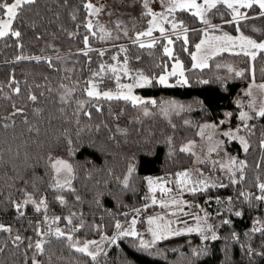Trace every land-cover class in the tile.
<instances>
[{"label":"trees","instance_id":"obj_1","mask_svg":"<svg viewBox=\"0 0 264 264\" xmlns=\"http://www.w3.org/2000/svg\"><path fill=\"white\" fill-rule=\"evenodd\" d=\"M85 4L87 0H36L23 6L13 20L11 28L20 31V37L0 38V224L11 228L0 231V264H32L34 255L40 264H264V200L256 199L264 195L257 187L264 183V117L248 121L244 128L247 151L236 141L228 145L246 165L237 174V183L228 180L223 187L208 189L210 196H231L234 207L227 214L229 223H220L217 239L200 242V236L192 234L191 243L170 252L161 249L164 241L141 249L138 237L121 236L93 261L70 247L66 238L48 235L44 252L36 253V226L44 211L60 217L58 222L65 226L70 217L81 239L95 237L101 230L113 233L117 221L127 220V210L141 203L145 177L164 178L167 186L176 185L177 173L192 163V154L181 151V145L197 137L204 120H217L225 112L232 113L234 120L235 98L242 84L251 78L264 83V52H258L254 60L242 52H222L209 57L205 67L193 68L191 53L202 37L201 21L191 10H177L173 19L183 21L187 43L173 36L171 58L164 51L163 37L151 47L124 40V57L131 69L151 78L169 68L172 60H180L188 84L164 86L153 80L152 85L136 90L156 100L174 98L183 108L165 116L151 105L150 115L145 116L130 101L89 97L86 89L91 79L101 90L114 87L105 67L118 50L116 45H105L100 55L102 44L86 27ZM207 15L219 23L214 31L235 34L239 28L244 35L264 38V28L252 27V23H264V17L226 23L232 14L225 6ZM36 53H42L40 60L30 57ZM239 60L244 62L243 75L226 74L223 64ZM31 95L37 99L30 100ZM53 154L71 161L73 177L67 188L50 183L48 160ZM130 165L135 171L125 187L122 181ZM29 194L37 203L43 198L47 208L37 211L33 203L24 204L21 216L14 202L23 203ZM237 211L240 216L235 215ZM255 220L260 221L262 231H252ZM15 235L22 239L15 241Z\"/></svg>","mask_w":264,"mask_h":264},{"label":"rangeland","instance_id":"obj_2","mask_svg":"<svg viewBox=\"0 0 264 264\" xmlns=\"http://www.w3.org/2000/svg\"><path fill=\"white\" fill-rule=\"evenodd\" d=\"M12 2L13 1H11L10 3ZM202 2L203 0H197V3H202ZM87 3L93 4L96 8H101L102 6L101 11L96 14H90V10H88V15L86 19V24H88L89 22H91L92 24L91 33L97 34L102 44V46H99L100 47L99 50L102 51L106 46H111L113 44L117 46L115 47L118 50L117 53L122 54L121 58L118 57V54H113V57L115 56L116 59L114 60L112 57L113 60L111 61V63L107 64L105 67L107 69L106 71L114 79L115 84L113 88L101 90L97 86L95 80L93 79L89 80L92 82L93 85H95V90L101 93L105 91H110L116 94L121 90L126 92L127 91L126 89H118V84L119 85L135 84L136 83L135 78L138 76V73H141L139 71H135L131 69L128 63L125 65L126 59L124 57V50H125L124 40H129V41L137 42L139 44L149 45L154 43V41H156L157 38L163 37L167 47L170 50H172L171 49L172 43L169 44L168 39L169 38L172 39L173 36H180L184 38L186 34L184 27H178L176 29L172 28L171 24L173 22H178V21H175L173 19V13H168L166 11V9L169 7V0H148L149 8H151L153 12L158 14L156 25L152 26L153 30L150 36L148 35L138 36V33L146 32L148 30V28L150 27L149 21L152 19V16L144 14L146 12V9L143 6L144 0H87ZM191 11L194 12L195 9H192ZM240 11L242 14H246L248 17H254L259 15L260 9L256 11L247 12L241 8ZM164 17H167L168 19H164ZM205 18L209 21V23L206 24L202 22L201 19L199 18L201 21L202 37L197 44H199L202 39H208L209 37H219L222 36L224 33H228L233 37H237L243 34L241 32L233 34L226 30L214 31L213 28L215 27L212 26H219V23L212 21L207 15V13ZM0 19H7V17L2 15L0 16ZM232 19L233 17L231 16V20ZM160 27H163L165 29V33L163 35L159 31ZM252 27L256 30H261L264 28V23H260V22L252 23ZM120 39L123 40L119 41ZM256 40L262 41L264 40V38L256 39ZM222 43H223L222 41L211 42L212 45H220ZM122 48L124 49L123 51ZM214 51L216 52V54L222 52H235V53L241 52L238 47L232 48L229 51H217L215 47H212L209 44H205L202 46V48L199 51L195 48L193 53H197L198 61L201 58L206 57V59L204 60V63L206 65L208 63L209 57L214 55L213 54ZM41 55L42 53H36L30 57H40ZM176 61L177 59L172 60L170 67L167 68L163 73L158 75L156 78L171 72L173 65L176 64ZM179 62L182 65L180 60ZM194 62L196 61H193V63ZM223 65L225 67L226 74H236L237 72L242 71V69L244 68V62H241V60H239L236 63L225 62ZM125 66L129 70L127 75H125L124 72L122 71V69ZM112 67H115L117 69V72L113 73L110 70ZM117 77H119V79H117ZM180 78L181 77H179V75L175 77H169L168 84L169 85H172L174 83L177 84L176 81ZM261 84L264 83L251 78L249 81H247L246 83L240 86L239 92L237 93L235 98V103L238 105V112L234 120L231 119V116L230 117L225 116V113H230V112H225L217 120H204L198 126L197 137L190 139L181 145V148H183L184 146L188 145L190 141L192 142V151L190 152L192 154V163L188 168H186V170H189L191 172L190 178L193 181L206 180L210 185L209 187L220 188L223 187L224 183H226L228 180L231 182L233 179L238 180L237 174L241 171L239 161H242V159H240V157L235 153H232L228 148V145L230 142L236 141L237 143H239L242 151H244V148L238 139H230L228 136L223 135V133L231 130L237 136H243L246 139L244 135L245 125L239 119V114L243 110L248 112L249 115L253 117L252 119L256 118L253 109L249 108V103L255 101L254 107L255 109L258 110L261 101H264V90H261L258 87V85ZM250 85H252L251 89L249 88ZM89 87L90 84L88 82L87 89ZM137 88L139 87L132 88L133 95L139 96L145 101H148L149 99H154V98H147L142 96L140 93L137 92L136 90ZM248 91H251L252 93L250 96L246 94ZM98 98H104V97L100 96ZM156 102L157 103L155 105L151 103H145L144 105L139 106V108L143 111L145 108L149 110L151 108L150 106L153 105L156 106L157 110L163 115H165V111H166L168 116L175 111H179L181 109L179 106L182 105V103H180L174 98H160L157 99ZM171 102H175L176 107H173ZM14 111H16V109ZM221 121H225V123H221ZM204 125H215V127L214 128L202 127ZM233 157L237 161L235 165L230 164V160ZM56 158L65 160L69 164H71V161L67 157L60 154H53L49 157L48 163L52 170V176L50 181L51 185L53 186L57 182V180L60 183H64L66 179L70 180V184H71L73 172L70 176L67 173H63V172L59 176H57V174L51 167L52 160ZM221 165H224L225 167L222 168ZM229 168H231V171H229ZM183 171L185 170H182L180 172ZM152 178L155 179L157 182L155 185H153L155 191L151 193L162 194L164 197H171V196L178 197L183 191H185L186 187L192 186V185L183 186L177 183L178 179H176L174 181L176 185L169 187L167 186V183L164 182V178H159V177H152ZM211 185H215V186H211ZM161 187L165 189H171V191L163 192L161 191ZM200 187L203 186L200 185ZM209 187L205 189L204 203L206 209L204 208V212L201 216L202 219L199 222L200 227L203 231L202 232L193 231L188 233L185 232L174 236L167 235V233L164 232L163 234L166 235L167 238L157 240L154 244L158 243L159 241L162 242L164 241L163 244L160 246L161 249H165L167 251L173 252V251H179L182 247H184V245H188V243H191L193 239L192 234H198L200 236V242H203L205 240L203 239L204 236H207L208 238L211 239L213 232L217 236L220 223L224 220H227L228 212H231L233 210L232 208L234 207H231V200H230L232 198L231 196H227V195L225 197L219 195L210 196V194L208 193ZM147 193L150 192H149L148 182L146 181V188L143 194H147ZM234 198H235L234 200L237 199L236 196ZM140 199H141V203L139 205L127 210L126 212L127 220L123 223H120L121 228L119 230L115 226L113 233H108L104 230H101V232L95 237L81 239L75 234L77 230L71 231L73 228L77 229V227H73L72 224H69L68 222L67 225L65 226L64 224L59 223L58 220L53 223V219L56 216L49 215V213H47L46 211H44V214L41 220L38 222L37 226L39 225L42 233H47L50 228L54 231L56 227H59L61 228V230H64L66 232H71L74 242H80V246H82L84 241H97L99 247L103 249V252L107 251L111 246L110 240L107 238L116 236V240H117L119 237H121L118 235L119 231L129 229L131 227V222L133 221V219L136 220L135 230L137 233L140 234L138 236L139 242L141 239L148 243L152 242L153 236L152 233L149 231V229L151 228L155 230L156 224L161 225L162 228L163 226L167 225L171 230L174 231L175 229V231H177L175 227L174 219L166 218L163 215H161L160 212H155L153 209H149V207H145V203H146L145 198H142L141 196ZM212 199H214V201L210 203ZM209 205L212 206L209 207ZM41 209L44 208L41 207ZM45 217L48 218L47 221H45ZM150 217L156 218V222L150 224L149 223ZM257 221L258 220L254 221L252 229L254 227L261 228V223H257ZM196 225H194L193 228L196 227ZM16 236L17 235H15V237ZM47 236L48 235H40V236L37 235L36 241L38 239H45ZM102 237H104L105 239H102ZM90 248L91 250H95L96 245H92L90 246ZM193 248H195L194 245Z\"/></svg>","mask_w":264,"mask_h":264},{"label":"snow or ice","instance_id":"obj_3","mask_svg":"<svg viewBox=\"0 0 264 264\" xmlns=\"http://www.w3.org/2000/svg\"><path fill=\"white\" fill-rule=\"evenodd\" d=\"M36 0H13L12 3H6L4 2V0H0V10H3V15L5 17H7V19H0V38H4L7 37L9 34L13 37H20L21 33L18 30H12L11 25L13 23V20L16 19L17 15H18V11L21 10L23 8V6L25 5H32L35 4ZM144 8L146 9V12L144 14L146 15H150L152 16V19L149 21V25L150 27L148 28V30L146 32H141L138 33V36H145L148 35L150 36L153 30L152 26L156 25V20H157V16L158 14L153 12V10L151 8H149L148 5V0H144V4H143ZM218 6H225L227 9L231 10V14L233 19L230 21H226V23H238L240 20H246V19H255L257 17H248L246 14H242L240 9L244 8V9H251L253 7H258L260 9L259 12V16L260 17H264V0H203L202 3H197V0H169V7L166 9V11L168 13H174L177 10H192L195 9V11L193 12V15L199 17L201 19L202 22L204 23H209V21L205 18L206 13L210 12L213 9H217ZM85 8L90 10V14H96L99 13L102 9L101 8H96L93 4L91 3H87L85 4ZM75 18V17H73ZM164 19H168L167 17H164ZM173 29H176L178 27H184L185 33L187 32V28L184 26L183 21H178V22H173L171 24ZM86 27H88L89 30L92 29V24L91 22H89ZM212 27H219V26H212ZM159 31L161 32V34L163 35L165 33V29L163 27L159 28ZM207 31V30H205ZM237 31L239 32V28H237ZM69 35H72L71 33ZM103 38V37H101ZM180 37L178 36L177 39H179ZM184 41L185 43H187V36H184ZM212 41H222L223 43L220 45H212L211 42ZM173 41L169 38L168 39V43L171 44ZM84 43L85 46L87 47L88 45V37L86 36L84 38ZM155 43V41H154ZM205 44H209L212 47H215L217 51H229L232 48H239L240 51L250 57L251 59H255L257 56L258 52H264V40L262 41H257L256 39H252L251 37L245 36L243 34L237 36V37H233L231 35H229L228 33H224L222 36L219 37H209L208 39H202L200 41L199 44H196L195 47L196 49L199 51L203 45ZM149 47H151L152 45H148ZM141 47H144L143 44H141ZM124 49L122 48V51ZM165 53L169 55V57L171 58L173 53L171 52V50L168 47H165L164 49ZM185 51H187V49H185ZM87 52H84V55H87ZM103 51L100 52V55H103ZM213 54L215 55L216 52L214 51ZM192 55V59L193 61H196L193 63L192 67L193 68H203L205 67V63L204 60L205 58H201L199 61L197 60V53H191ZM22 58H27V57H17V59H22ZM32 59H36V60H40V57H33ZM113 59L115 60L116 57L114 56ZM127 64V61L125 60V65ZM101 70H104V65H101ZM113 73L117 72V69L115 67H112L110 69ZM122 71L124 72L125 75L128 74V69L125 66ZM93 75H98V73H93ZM179 75V77H181L180 79H178L176 81L177 84H181V85H186L188 84V79L185 77L184 75V71H183V66L180 64L179 60L177 59L176 64L173 65L172 71L167 73L166 75H161L158 78H149L148 76H145L143 73H138V76L135 78L136 79V83L135 84H128V85H119L118 84V89H126L127 91H119L118 93L114 94L110 91H105L103 93L96 91L95 90V85L92 84L91 81H89L90 87L88 89H86L87 91V95L89 97H100L103 96L104 98H106L107 100H113V99H122L124 101H130L134 106H141L144 105L145 103H151L153 105H155L157 102L154 99H149L148 101H145L144 99H142L139 96H135L132 94V88L134 87H146V86H150L153 84V80L156 81V83H159L160 85H164V86H172L168 84V79L169 77H175ZM237 76H241L243 75V72H237L236 73ZM117 79H119V77H117ZM201 83H207V81H201ZM252 85L249 86V88L251 89ZM258 87L261 90H264V84L258 85ZM75 89H72L71 91H74ZM15 91L19 92V88L15 89ZM71 91L66 93V95H70ZM247 95H251V91H248L246 93ZM29 99L32 101H35L37 99V97L35 95H31L29 96ZM62 99H64V97H62ZM173 107H176L175 102H171ZM239 103V102H238ZM80 107H83V102H78ZM255 105V101H252L249 103V108H252L255 116L256 117H264V101H261L260 106L257 109H255L254 107ZM180 108H183V106H179ZM22 109H16V112L19 113L21 112ZM163 111V109H162ZM15 114V113H14ZM144 115L148 116L150 115L149 111L147 108L144 109ZM165 115H167V112L165 111ZM232 115V113H225L226 117H230ZM253 117L249 115L248 112L246 111H241L239 114V119L244 123L245 127H247V122L252 119ZM185 123H189L188 121H185ZM221 123H225V121H221ZM202 127L205 128H214L215 125H204ZM223 135L228 136L230 139H238L241 143V145L243 146L244 150L247 151L248 150V142L247 140L243 137V136H237L234 132H232L231 130L228 132H224ZM261 147L264 148V140H261ZM214 150V149H213ZM181 151L183 152H191L192 151V142L190 141L188 145L184 146L183 148H181ZM202 162V161H201ZM237 163L236 159L233 157L230 160V164L235 165ZM239 165L241 170L246 166L244 161H239ZM51 167L53 168V170L55 171V173L57 174V176H59L62 172L63 173H67L69 176L72 174L73 172V167L71 164H69L67 161L56 158L54 160H52V164ZM221 167H225L224 165H221ZM135 171V166L134 165H130L128 168V174L125 175L122 183L124 184L125 187L128 186L129 183V177L131 176V174ZM229 171H231V168H229ZM177 183L183 185V186H187V185H192L191 187H186V190L192 193L198 192V191H203L206 188H208L210 185L208 184V182L206 180H196L193 181L190 177H191V172L189 170H185L183 172L177 173ZM145 179L148 182L149 185V192H154L155 188L153 187V185L156 184V180L153 179L152 177H145ZM241 180L244 179L243 175H241L240 177ZM232 183H237V181L235 179L232 180ZM200 185H202L203 187H200ZM70 186V180H65L64 183H60L58 180L57 182L53 185V187H57V188H64V187H68ZM211 186H215V185H211ZM223 186V185H221ZM257 187L259 188V190L261 191V193H264V183H259L257 185ZM161 191L163 192H169L171 191V189H165L163 187H161ZM241 195H244V193H241ZM247 198V197H246ZM57 199L61 202L64 203V199L62 196L57 197ZM77 199L79 200V197H77ZM257 200H264V195H260L256 197ZM157 201L153 198L152 203L155 204ZM28 203H33L36 205V210L40 211L41 207L43 208H47V204L46 201L41 198L40 201L37 203L36 201L32 200L31 195H28V198L23 201V203H16L14 202V205L17 209V211H19V214L21 216L24 215V213L22 211H20V209L23 207L24 204H28ZM172 203L174 204H183L186 203L184 201H177L174 200L172 201ZM182 210V209H181ZM138 211V210H137ZM236 216H240L241 213L240 212H236L235 213ZM47 217H45V221H47ZM60 217H55L53 219V223L57 220H59ZM68 219V223L71 224L72 220L71 218H66ZM198 223L196 225V227H188L186 229H183L181 231H187V232H193V231H203L200 227L199 221L202 219L201 217H196ZM156 222V218H149V223L153 224ZM224 223H229V221L225 220ZM257 223H260L259 221H257ZM135 224H136V220L133 219V221L131 222V227L129 229H125L122 231H119L118 235L122 236V237H127V236H131V237H138L140 234L136 232L135 230ZM116 228L119 230L121 228L120 222L117 221L116 222ZM76 228H73L71 231H76ZM0 231H11L10 227H6L3 224H0ZM149 231L152 233L153 236V240L151 243L145 242L144 240H140V244L139 247L141 249H148L152 246V244H154L157 240L160 239H166L167 236L164 235L163 233L166 232L167 235H179L180 232L177 231H173L171 230L167 225L163 226V228L161 227V225L156 224V229H149ZM253 232H260L262 231L261 228L259 227H254L252 229ZM36 232L37 235H51L54 236L57 239L60 238H66V240L69 242V246L74 248V250L76 252L82 253L87 255L88 257H91V259L93 261L97 260L98 255H100L103 252V249H101L98 245L97 241H84L82 246H80V242H74L73 240V236L71 235V232H66L64 230H61V228L56 227L54 229V231L50 228L49 231L47 233H42L41 229L39 227V225L36 228ZM236 234L233 233V237H235ZM15 241H20L22 239L21 236L17 235L15 238ZM102 239H105L104 237H102ZM110 240L111 244H115L116 243V236H113L111 238H107ZM203 239H208L207 236H204ZM211 239L215 240L217 239L216 234L213 232ZM47 243L46 240L44 239H38L35 242V250L37 254L43 253L44 252V245ZM92 245H96V249L95 250H91L90 246ZM29 248L33 247V245L30 243L28 245ZM194 254H197L194 250ZM250 255L253 254L251 251L249 253ZM32 264H40V261H38L35 258V255L33 256L32 259Z\"/></svg>","mask_w":264,"mask_h":264},{"label":"built area","instance_id":"obj_4","mask_svg":"<svg viewBox=\"0 0 264 264\" xmlns=\"http://www.w3.org/2000/svg\"><path fill=\"white\" fill-rule=\"evenodd\" d=\"M195 193L189 192L185 189V191H183L178 197H172L171 201L177 200L186 203L177 205L171 202L170 207L165 210V213L175 220V227L180 233H185L186 231L181 230L196 225V217L202 216L204 212L205 203L203 200L199 199V197L195 196ZM153 198L157 201L155 203L156 205L165 204L167 201L164 197L152 195L151 202Z\"/></svg>","mask_w":264,"mask_h":264},{"label":"bare ground","instance_id":"obj_5","mask_svg":"<svg viewBox=\"0 0 264 264\" xmlns=\"http://www.w3.org/2000/svg\"><path fill=\"white\" fill-rule=\"evenodd\" d=\"M204 194V195H199V194ZM152 195H156L157 197H164L162 194H158V193H147V194H142L141 196H142V198H145V200H146V203H145V207H149V208H152L155 212H160V214L161 215H163L164 217H166V218H169V219H172L171 217H169L166 213H165V210H167L169 207H170V205H171V198L173 197V196H171V197H164L165 199H167V201H166V203L165 204H160V205H156V204H152V202H151V196ZM195 196H197V197H199V199H201V200H203V201H205V199H204V196H205V190H203V191H198V192H196L195 193ZM205 209H206V206H205ZM201 217V216H200ZM200 222V221H199ZM197 223H198V221H197ZM186 233H188L187 231H186Z\"/></svg>","mask_w":264,"mask_h":264},{"label":"crops","instance_id":"obj_6","mask_svg":"<svg viewBox=\"0 0 264 264\" xmlns=\"http://www.w3.org/2000/svg\"><path fill=\"white\" fill-rule=\"evenodd\" d=\"M174 229V228H173ZM174 231H175V229H174Z\"/></svg>","mask_w":264,"mask_h":264}]
</instances>
